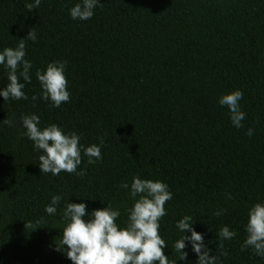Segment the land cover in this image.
I'll return each instance as SVG.
<instances>
[{
	"label": "trees",
	"instance_id": "obj_1",
	"mask_svg": "<svg viewBox=\"0 0 264 264\" xmlns=\"http://www.w3.org/2000/svg\"><path fill=\"white\" fill-rule=\"evenodd\" d=\"M29 2L0 0V50L31 28L37 34L26 40L28 99L0 97V264H72L56 250L64 203L84 202L86 211L111 203L122 224L132 200L119 185L137 175L173 193L159 229L171 260L179 256L175 222L191 215L219 264H264L251 248L241 251L247 210L264 202V0H99L86 21L68 13L78 0H43L32 11ZM53 60L68 62L71 96L58 108L41 99L35 76ZM6 78L0 66V87ZM235 89L247 114L239 129L217 102ZM30 114L42 127L77 132L85 146L102 139V160L88 164L82 155L83 177L40 172L41 153L20 123ZM56 194L64 201L49 216ZM225 225L237 235L220 248ZM184 251L177 264H196L191 247Z\"/></svg>",
	"mask_w": 264,
	"mask_h": 264
},
{
	"label": "clouds",
	"instance_id": "obj_2",
	"mask_svg": "<svg viewBox=\"0 0 264 264\" xmlns=\"http://www.w3.org/2000/svg\"><path fill=\"white\" fill-rule=\"evenodd\" d=\"M42 2L32 0L27 4V10L39 8ZM99 5V0H78L68 8V13L73 20L86 21L94 16ZM26 40L36 42L37 34L32 28L26 38L19 39L15 48L5 47L0 50V66L7 70V83L0 87V97L4 101L28 99L23 89L32 81L30 71L33 65L25 59ZM67 63L66 60H53L44 68L36 69L41 99L50 102L52 107L58 108L70 100L71 93L65 75ZM243 98L244 93L235 89L222 93L217 101L221 107L228 109L229 120L237 129L244 127L243 121L247 115L240 105ZM8 123L12 125L11 121ZM20 123L25 130L23 134L33 142L34 150L41 153L38 166L42 173L58 176L63 171L83 177L86 169L79 167L82 155L87 157L88 164L103 158L102 139L99 144L85 146L80 143L81 136L75 131L66 132L57 124L42 127L36 114L21 115ZM246 135H254V130L249 127ZM119 187L127 190L132 200L131 207L126 209L127 218L122 224L116 223L121 216L120 209L114 208L111 203L107 202L105 207L92 211H86L87 205L84 202L69 203L67 200L64 203L63 227L56 250L62 251L72 264H177V260H186L188 253L184 249L189 246L196 254V264H219L218 257L210 254V249L205 245L203 234L195 230V220L191 215H184L175 222V228L180 233L173 244L175 252L179 254L178 259L171 260L164 254L163 248L167 243L159 233L160 220L167 214L166 202L173 198L167 183L141 179L137 175L132 177L131 184L123 182ZM226 195L232 199L231 193ZM62 201V195H52L45 206V212L54 216ZM224 212L225 209L220 208L214 215L220 216ZM246 217V236L241 251L251 248L256 256L264 259V202L254 203L248 208ZM25 226L32 228L31 223ZM236 235L228 226H222L218 230L221 241L219 247L223 248V241L231 240Z\"/></svg>",
	"mask_w": 264,
	"mask_h": 264
}]
</instances>
